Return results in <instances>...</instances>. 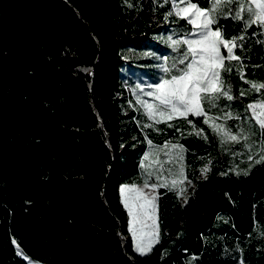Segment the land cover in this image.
<instances>
[{
    "label": "trees",
    "instance_id": "trees-1",
    "mask_svg": "<svg viewBox=\"0 0 264 264\" xmlns=\"http://www.w3.org/2000/svg\"><path fill=\"white\" fill-rule=\"evenodd\" d=\"M191 2L209 7L208 0ZM171 10L165 0H0V144L41 168L33 182L0 186V264H28L26 257L48 264H264L259 147L221 145L203 117L187 119L207 140L189 135L183 118L171 128L155 124L133 99L136 74L155 84L165 67L168 77L184 67L172 64L186 46L174 49L168 38L196 37ZM217 27L230 39L242 24L221 18ZM246 36L235 50L241 61H226L225 69L242 63L247 81L264 83V34L253 26ZM221 78L234 99L221 97L205 111L220 117L217 123L225 112L238 116L227 126H242L258 145L264 136L247 105L264 89L251 90L237 70ZM148 140L157 148L167 141L184 147L186 179L155 190L159 239L141 255L119 185L160 183L155 167H141L152 151ZM157 155L165 159L153 153L150 160ZM206 164L210 171L201 173ZM179 166L165 168L178 173Z\"/></svg>",
    "mask_w": 264,
    "mask_h": 264
},
{
    "label": "snow or ice",
    "instance_id": "snow-or-ice-1",
    "mask_svg": "<svg viewBox=\"0 0 264 264\" xmlns=\"http://www.w3.org/2000/svg\"><path fill=\"white\" fill-rule=\"evenodd\" d=\"M127 2V0H125ZM166 3L172 4V10L169 15L180 16L185 19L189 24L193 26L192 36L194 39L183 38L173 39L169 37L171 46L174 49H179L181 45L186 46V50L182 54V58L178 61H174L172 68H177V65H184L183 68H179L178 75H172L170 79H162L160 83L154 85V91H148L146 93L149 97H154L158 103H149L147 101H139L143 103L146 110L148 119L155 124L166 123L169 128L173 127L170 122L174 119L183 118L189 125L192 126V131L189 135H195L207 140V135L204 133L203 128H197L191 120H188L189 115L196 117H203V124L207 125L211 132L219 138L221 145L225 144H242L246 149H252L254 146L259 147L260 158L256 160V163L264 162V139H261L258 145L256 142L249 143L251 139V133L245 132V129L240 126L238 131H233L231 127H228L226 122L229 119H239L238 116L233 117L231 112H225L223 116L224 123H217L220 117L209 116L205 111L204 105L208 104L209 111L217 106V102L221 97L227 100H232L234 97L231 93V86H225L221 74L224 71L232 72L237 70L240 75V79L250 85L251 90L260 92L264 89V83L256 84L245 79L243 65L239 64L225 69L226 61H241V57L235 54L237 48H243V41L247 38L246 34L248 29L253 26L260 30V34H264V0H208L209 7L202 9L198 4L192 3L191 0H165ZM132 7L131 4L128 5ZM227 7V11L225 8ZM190 9V10H189ZM183 13V15H182ZM200 17V22H196V18ZM229 19L241 22V34L233 36L230 39H225L223 31L220 27L213 30V25L218 24L219 19ZM257 33H253L256 35ZM258 43L264 44V40L258 41ZM221 48L224 52H221ZM226 53V54H225ZM165 73L171 71V69L165 67L163 69ZM240 95H245V92L241 91ZM247 110L251 112L252 117L255 119L256 124L259 125L262 136H264V96L254 102L247 105ZM153 124L146 125V127H152ZM179 131V129H177ZM148 144L152 147V151L145 153L144 159L141 162L142 168L155 167L156 179L160 183L151 184V189L155 191L158 187H164L169 189H176L180 184L184 183L186 177H184L183 166V153L184 147L179 144H174L171 141L165 142L163 147L157 148L152 145V141L148 140ZM175 150V154L174 153ZM153 153H163L165 159L161 160L157 155L155 160H150V156ZM249 159H252L249 156ZM144 161H148L145 164ZM173 161L180 162L179 172L173 173L172 170L166 169L165 165ZM211 161H209V164ZM201 173L207 174L210 171L209 166L206 164L200 169ZM167 172L169 176L177 175L183 177V179H172L171 182L164 177V173ZM153 172H148L149 176H152ZM246 174V173H245ZM206 178V175H205ZM144 187H149L147 181H145ZM183 188H179V194L183 195ZM122 194H124V205L129 208L128 193L136 192L143 193V189L133 186H123L121 188ZM155 199L153 196L151 200H146V203L153 209L155 207ZM187 202V201H185ZM132 232L136 236L137 244L136 250L145 255L152 250V245L158 242V231L150 234L149 243H143L142 237L137 235L136 229V216L133 215L132 219ZM264 235V232L261 233ZM15 243V241H13Z\"/></svg>",
    "mask_w": 264,
    "mask_h": 264
},
{
    "label": "rangeland",
    "instance_id": "rangeland-1",
    "mask_svg": "<svg viewBox=\"0 0 264 264\" xmlns=\"http://www.w3.org/2000/svg\"><path fill=\"white\" fill-rule=\"evenodd\" d=\"M182 52V51H181ZM184 53V52H183ZM165 67V62L162 64ZM159 80L154 85L160 83L162 79H170L163 70L158 72ZM143 101L152 103V100L146 98ZM142 107L147 113V110L142 103ZM22 171H31V173L25 174ZM41 168L35 159L28 156L25 153L12 150L8 146L0 144V186L6 184H16V183H29L36 180L35 172H40ZM133 186L143 189V193L130 192L128 193V203L131 208L126 207L129 215V237L132 240V244L136 249V236L132 232V219L133 215L136 216V229L137 235L142 237L143 243L148 244L150 234L157 231V216H156V199L154 209L146 203V200H151L155 196V191L151 189V185L145 188L144 183L142 184H125L121 183L119 185V192L121 198L124 202V194L121 192L123 186ZM156 197V196H155ZM28 264H48L31 257H26Z\"/></svg>",
    "mask_w": 264,
    "mask_h": 264
},
{
    "label": "crops",
    "instance_id": "crops-1",
    "mask_svg": "<svg viewBox=\"0 0 264 264\" xmlns=\"http://www.w3.org/2000/svg\"><path fill=\"white\" fill-rule=\"evenodd\" d=\"M182 15H183V13H182ZM200 19H201L200 17H197L196 22L199 23ZM183 38L184 37L181 36L179 39H183ZM185 38H187V37H185ZM135 76H136L135 77V82H136L135 89L132 90L133 99L138 102V100L143 101L144 99L148 98V99L152 100V103H158L155 101L154 97L149 98V96L146 95V93L148 91H152V88H154V83H152L151 81L148 80L147 77H144L142 75L138 76V74H136ZM140 104L142 106V103H140Z\"/></svg>",
    "mask_w": 264,
    "mask_h": 264
}]
</instances>
